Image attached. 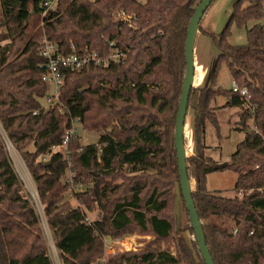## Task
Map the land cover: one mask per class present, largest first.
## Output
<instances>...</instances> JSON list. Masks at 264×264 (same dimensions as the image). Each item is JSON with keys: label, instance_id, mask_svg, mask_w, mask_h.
Segmentation results:
<instances>
[{"label": "trees", "instance_id": "16d2710c", "mask_svg": "<svg viewBox=\"0 0 264 264\" xmlns=\"http://www.w3.org/2000/svg\"><path fill=\"white\" fill-rule=\"evenodd\" d=\"M46 1L0 0V39L8 41L0 46V122L32 173L61 264H190L194 254L182 233L194 231L183 198L180 229L175 208L174 134L187 30L199 0H58L49 9ZM250 22L255 24L247 43L230 44L231 25ZM208 35L219 56L208 75L212 86L190 93L196 139L207 121L216 120L210 104L222 95L228 106L241 107L239 130L247 134L223 168L239 175L235 196L208 190L215 163L205 160L202 149L188 158L193 198L215 264H264V0H237L225 29ZM45 37L64 54L125 58L66 68L60 102L46 109L49 86L40 54ZM220 61L239 87H248L250 101L215 88ZM77 123L99 133V140L84 145L78 138L65 151L55 150ZM80 185L86 190L76 194L74 207L67 193ZM26 193L0 138V264H55L41 216ZM95 212L98 219L89 222ZM134 231L156 241L143 252L103 262L106 239ZM170 239L178 255L161 248Z\"/></svg>", "mask_w": 264, "mask_h": 264}, {"label": "rangeland", "instance_id": "374dc122", "mask_svg": "<svg viewBox=\"0 0 264 264\" xmlns=\"http://www.w3.org/2000/svg\"><path fill=\"white\" fill-rule=\"evenodd\" d=\"M139 1L145 2L146 0ZM200 1L201 0H199V3ZM236 1L237 0H215L208 8L201 20L196 42L197 68L195 84L193 88L202 89L212 86L213 84L211 79L210 82L208 75L212 74V69H214L217 63L219 50L214 38H212L208 34L214 33L216 35H219L225 29L232 16L234 4ZM2 19L3 17L0 4V21H2ZM254 24L255 22H250L247 27H238L236 24H232L230 27V36L228 38L229 43L234 46L245 45L247 43V31L248 29L252 28ZM44 39H46V37ZM6 43H8V41H2L0 39V46ZM214 81L216 89L229 91L234 87L235 82L232 78L229 67L224 61L219 62ZM229 100V98L223 95L217 96L212 100L210 108L213 109L214 112H216V120L214 122H206L205 132L200 133L199 140L196 139L195 132V111L191 106L189 107L186 118L185 135L188 158L196 157L198 151L203 149L205 160H211L213 163H215V165L226 161L229 163L232 155L237 151L238 145L242 141H244L247 134L245 131L239 130V120L240 114L242 112L241 107L228 106L227 104ZM76 126L80 129V141L82 142V144L87 145L96 143L99 140V133L84 131L81 125L78 123L76 124ZM250 126L252 128L253 124L250 123ZM29 149L33 150L32 147H30ZM188 165L189 167L193 168L190 161L188 162ZM238 177L239 175L230 169L215 170L207 176V188L209 191L216 194H220L226 197H233L235 196L234 188ZM191 180L193 182V189L196 191V181L194 178H192ZM25 189L27 192L26 194L32 201L33 199L28 192L29 190H27V188ZM85 190L86 187L80 185L74 190H71V192L67 193V199L71 202L72 206L77 207L79 205L76 194L79 192H84ZM32 203L34 204L33 201ZM34 207L39 215L42 211L44 215V207L42 204H34ZM183 214L184 211L182 210L179 229L183 226ZM88 216L90 222H93L94 220L98 219L99 213L95 212ZM43 218H41L42 227L44 234L46 235L48 240L49 253L52 259L58 257L60 261L58 250L56 247H53L55 246L52 237L53 235L50 229H48L47 231L43 226ZM182 237L186 241V243L188 242L194 254L192 255L190 264H201L200 258L194 250L195 246L193 240L195 238L192 232L190 230H185L182 233ZM155 241L156 237L152 234L140 233L139 231H134L126 236L116 238L108 237L106 239L103 262L115 258L120 254L143 252ZM167 246H169L173 254H179L178 245L174 243V239L168 240V243H161V248H167Z\"/></svg>", "mask_w": 264, "mask_h": 264}, {"label": "built area", "instance_id": "2783aa9c", "mask_svg": "<svg viewBox=\"0 0 264 264\" xmlns=\"http://www.w3.org/2000/svg\"><path fill=\"white\" fill-rule=\"evenodd\" d=\"M58 0H48L45 2V6L49 9L55 6ZM123 16V14H121ZM72 48L75 50L74 45ZM40 54L46 59V72L43 75V80L49 86V93L44 98V108H53L60 102L61 89L65 82V69L72 68L75 70H80L88 65L95 64L97 66H107L110 62H120L125 55L123 53L110 54L108 57L103 58L95 51L87 52H73L71 54H64L60 47L47 39L43 40ZM232 91L239 93V95L246 101L251 100V95L249 93L248 87H239L236 83L232 88ZM37 114V111L34 112ZM80 129L75 125L74 127L68 129L63 137L62 144L55 147V150L62 149L66 150L71 143V141L80 138ZM0 138L3 141L4 148L12 160L13 167L17 173L19 179L21 180L23 186L29 190V194L34 204H42L39 196L38 189L36 187L35 181L32 173L27 166L25 160L23 159L21 153L17 150L14 143L8 137L7 133L3 129L0 122ZM241 196V193H238ZM43 212V211H42ZM40 213L41 218H43V226L48 231L49 227L45 219V212ZM90 222V220H89ZM237 230H234L236 233ZM55 247V246H53ZM55 264H60L59 258H54Z\"/></svg>", "mask_w": 264, "mask_h": 264}, {"label": "water", "instance_id": "95a60500", "mask_svg": "<svg viewBox=\"0 0 264 264\" xmlns=\"http://www.w3.org/2000/svg\"><path fill=\"white\" fill-rule=\"evenodd\" d=\"M215 0H201L198 4L192 19L189 23L186 44H185V58H186V72L184 77V84L182 95L180 98L177 116L176 128L174 134L176 157L178 162L179 184L175 189V208L177 219L180 220L182 206L181 199L185 203L191 221L192 229L194 231V238L198 244L199 251L205 261V264H215L211 255L210 249L206 243V235L203 227V222L199 216L198 210L193 198V182L188 173V155L185 142L186 135V118L189 109V99L192 88L195 84L196 76V42L197 34L199 32L201 20ZM228 166V162L218 163L214 166L215 170H220Z\"/></svg>", "mask_w": 264, "mask_h": 264}, {"label": "crops", "instance_id": "0c3cea01", "mask_svg": "<svg viewBox=\"0 0 264 264\" xmlns=\"http://www.w3.org/2000/svg\"><path fill=\"white\" fill-rule=\"evenodd\" d=\"M196 60H197V53H196ZM195 68H197V67L195 66ZM205 73H206V71H205ZM204 77H205V74H204ZM204 77H203V80H204ZM203 80H202V81H203ZM202 81H201V82H202ZM201 82H200V83H201Z\"/></svg>", "mask_w": 264, "mask_h": 264}]
</instances>
